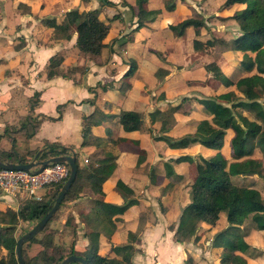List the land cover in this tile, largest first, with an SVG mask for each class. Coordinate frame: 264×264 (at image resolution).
I'll use <instances>...</instances> for the list:
<instances>
[{"label":"crops","instance_id":"1","mask_svg":"<svg viewBox=\"0 0 264 264\" xmlns=\"http://www.w3.org/2000/svg\"><path fill=\"white\" fill-rule=\"evenodd\" d=\"M51 17L49 23H46V18H37L31 10L28 13H20L18 17L20 20L17 22V25H20L18 37L24 40V43L20 49L11 48L7 54H0V151H11L14 140L13 151L24 159V163H29L33 160L48 159L38 157L44 151H48L47 146L59 145L68 149L69 156L76 155L78 163H81L82 159L87 163L91 160L92 167H88L90 170L95 167L91 158L95 150L110 151L116 157V169L102 184V195L84 189L80 197L74 201H65L59 206L47 227V230L54 234L55 244L66 243L63 246L67 251L74 248L77 252L86 251L91 255L92 252L87 249L89 240L85 233L89 229L85 216L90 213L93 202L102 200L114 206H122L125 201L133 200L135 204L123 214L112 215L101 223L99 220L96 221V226L107 230H110L112 222L115 225V229L109 235L105 229V232L100 233L97 241L99 256L121 260L123 254L115 249L129 244L134 248L130 264H220L224 250L210 244L209 240L228 227L225 212L224 215L220 214V219L215 225L201 223L197 233L188 240L178 241L176 238L182 211L191 202V186L198 165L195 164V159L198 156L210 158L217 151L198 143L190 144L184 149H170L164 142L154 140L149 131L143 130V126L151 129L155 136H161L160 133H156L163 127V120L156 119L152 123L149 114L155 110L163 111L169 105L161 104L159 108L154 109L151 96L146 92L147 82L139 80L135 85L130 83V80L132 81L138 74L139 63L136 65V71L134 69L131 71L132 75L128 74L127 65L123 64L121 56L115 55L120 45L118 42L112 46L114 50L112 59L108 63L105 61L98 63V58L103 59V57L85 56L75 47V34L70 41H56L52 37H47L49 33L53 35L57 25L64 19L61 15ZM2 28L6 31L4 26ZM142 29L148 30L146 27ZM140 35V31L134 33V42L127 44V50L135 45ZM55 55L62 56L60 68L64 72L72 67H86V72H83L82 76L77 72L69 78L48 77L49 59ZM75 57L81 58L83 62L78 63L71 59ZM122 57H125V54ZM229 63L232 65V62ZM237 63L238 61H235L232 66L227 65L226 68V77H229L233 83L249 74L237 69ZM67 67L69 69L66 70ZM253 71L256 73V70H252V73ZM124 74L129 75V82ZM163 89L165 99H169L166 92L168 87L164 86ZM205 89L208 90L204 86L203 93H208ZM227 90L228 93L234 92L236 96L238 95L232 86L220 85L219 89L214 88L212 91L223 93ZM203 105L206 106L203 101H196L190 106L191 115H183L181 119L177 117L181 109L176 112L173 115L174 123L169 125L170 129L167 128L168 133L185 125L194 115H198ZM96 110H100L108 118L101 125L91 128L89 143L82 146L83 120ZM121 111L141 113L142 129L125 132L118 121V114ZM243 112L240 113L252 120L253 117L248 112L245 111V114ZM211 119L210 112L208 121L210 127L213 126ZM232 137V131L228 130L221 150L228 162L233 160L230 142ZM98 139L101 140L99 145H97ZM110 140L114 143L112 144ZM5 141H8L9 148L3 146L7 144ZM35 152L37 154L33 155ZM185 155L193 158L194 170L191 179L188 170L192 163L174 161ZM251 158L261 159L264 164V156L259 149L254 150ZM166 163L172 167V175H167ZM240 180L264 195L263 178L257 175L240 176ZM42 193L44 192L38 195L42 196ZM4 199V196L0 198L1 211H7ZM68 218L73 219L66 224ZM223 218L227 223L225 222L221 227ZM25 223L29 228L23 235L36 224V222ZM238 227L243 234L244 242L256 253L247 255L236 252V254L241 256L246 264H264V230H258L252 221L243 222ZM129 233L137 234L134 243L128 242ZM42 235L43 232H40L36 238L40 239ZM41 249L36 243L26 249V254L28 257H33Z\"/></svg>","mask_w":264,"mask_h":264},{"label":"trees","instance_id":"2","mask_svg":"<svg viewBox=\"0 0 264 264\" xmlns=\"http://www.w3.org/2000/svg\"><path fill=\"white\" fill-rule=\"evenodd\" d=\"M100 2L102 5L107 4L106 0H100ZM148 2L149 0H134L135 16L138 18L135 31L145 27L157 14L156 11L148 9ZM225 4L226 8L242 6L230 16L231 19L240 23V33L227 41L222 38H214L205 42L194 40V51L224 45V48H228L233 54L243 55L242 60H238L237 69L243 73L256 70L257 74L264 75V0H226ZM99 13V10L80 11L71 9L67 11L63 21L53 31L52 39L70 41L75 34V47L83 55L89 57L101 55L107 47L105 40L109 35V25L99 20ZM201 25L194 19H186L176 26H172V28L177 30L179 35H182L186 27L192 26L198 29ZM62 61L63 58L60 55H55L49 59L48 77L69 78L77 72H84V68L80 67H72L64 72L60 68ZM133 66L129 67L128 74L133 71ZM207 68L215 76H222L221 69L217 65L210 64L207 65ZM220 81L225 86L231 84L229 80ZM229 96L232 102L230 107L214 98L203 101L211 112L213 124L212 127L208 126L205 132L198 131L180 138L155 136L151 129L149 132L154 140L164 142L170 149H184L190 144L198 143L217 151L210 158H201V163L196 166V176L191 186V202L182 211L176 230V238L178 241L188 240L197 233L201 223L215 225L220 219V214L225 212L229 225L225 230L215 235L213 242L216 247H222V245L226 247V251L221 255L220 264H246L236 252L252 255L256 251L244 242L243 234L238 226L249 217L258 230H264V197L257 189L245 185V182H240V176L257 175L264 179L262 160L251 158L255 149H259L264 156V89L248 87L242 92V97H237L234 92L229 93ZM187 100L186 98L183 99V101ZM238 108L248 112L253 117L252 120L238 112ZM180 109V105L168 106L163 111L155 110L149 114V117L152 123L157 119V116H162L163 120L172 122L174 121L173 115ZM168 114H171V119L167 118ZM107 118L108 116L100 110H96L92 115L84 118L82 129L84 142L82 146L89 143L91 128L101 125ZM118 121L125 132L139 131L143 125V116L134 111H121L118 114ZM228 130L233 133L230 141L233 149V160L230 162L221 153ZM99 141L101 140H97V145H99ZM14 142L12 140L11 151H0V161L23 164L24 159L18 157L13 151ZM110 142L114 143L113 140ZM47 149V152L44 151L39 155V159L69 155L68 149L59 145H49ZM35 154L37 152L33 155ZM74 157L77 165L76 176L60 206L65 201H74L80 197L84 189H90L93 193L102 195V184L116 169V157L110 151L95 150L91 155L95 167L91 170L88 167H81L77 156L74 155ZM174 161L176 163L193 162V158L185 155ZM165 169L168 176L172 175L170 164L166 163ZM64 182L54 185L41 200L24 202L17 214L0 210V225H5V228L0 231V250L2 247L8 250L7 259L1 258L0 264H18L15 255L17 241L13 239L15 226L19 220L22 222H39L52 208ZM133 204H135L133 200L125 201L122 206H114L102 200L93 202L90 213L85 216L89 229L85 236L89 240L87 249L92 252L91 255L86 251L77 252L74 248L67 251L63 245L55 244L53 232L47 230L53 215L41 231L43 235L40 239L35 236L23 244L21 252L24 263L38 264V261L41 260L45 264H61L68 256H77L85 259L87 264H130L134 248L129 244L115 249V251L123 254L121 260L108 259L97 254V241L100 233L106 230L107 235H109L115 229V225L112 222L110 230H107V228L96 226L95 223L97 220L101 223L112 215L123 214ZM72 219L68 218L66 224H69ZM9 240L12 242L7 245ZM136 240L137 234H128L129 243H134ZM36 243L42 249L35 256L28 257L26 249ZM71 264L80 263L73 262Z\"/></svg>","mask_w":264,"mask_h":264},{"label":"rangeland","instance_id":"3","mask_svg":"<svg viewBox=\"0 0 264 264\" xmlns=\"http://www.w3.org/2000/svg\"><path fill=\"white\" fill-rule=\"evenodd\" d=\"M106 2L107 4L102 5L100 0H0V54H7L11 48L20 49V46L24 43V40L18 37L20 36V25H17V22L20 20L18 18L20 13H28L31 10L37 15V18H46V23H49L48 21L52 18V15H61L64 18L66 12L71 9L80 11L99 10V20L109 25V36L105 40L107 47L100 55L103 59L98 58V63L102 61L108 63L114 55L112 46L115 42L120 43L118 45L119 49L116 50L118 52L115 51V55L121 56L123 64L127 65V69L134 64L133 70L136 71V65L139 63L138 74L135 75L132 81L130 80V83L135 85L139 80L147 82L148 89L146 92L151 96L154 109L159 108L161 104H168L169 106L179 104L182 111L180 110V113H177V117L181 119L183 115H191L189 114L192 110L190 106L196 101L214 98L230 107L232 102L228 90L223 93L212 91L214 88L219 89L220 85L224 87L232 86L237 94L241 96L242 92L248 87L264 89L263 75H259L254 71V73L251 71L244 77L239 78L236 83L226 77L227 65H231L229 62H232L233 65L235 61L242 60L243 55H239V57L233 54L231 50L224 48V45L204 48L201 51H194L193 49L194 40L205 42L214 38H222L227 41L236 37L240 33V23L231 19L230 16L242 6L226 8V0H149L147 7L149 10L156 11L157 14L153 16L151 22L146 24L145 27L148 30L141 28L135 31L134 28L137 25L138 18L135 16L136 6L134 0H106ZM127 17L130 19L127 20ZM186 19H194L202 25L198 29L192 26L186 27L182 35H179L172 26H176ZM2 26L5 27L6 31ZM137 31H140L141 35L137 37L135 45L127 50V44L134 42L133 35ZM47 37H53L52 33L47 34ZM123 54H125V57H122ZM71 59L78 63L83 62L81 58ZM210 64H215L221 69V77L215 76L212 71H209L207 65ZM85 70L86 67H84V73ZM78 74L83 75L79 72ZM124 77H127L126 79L129 82V75L126 74ZM220 80H229L231 84L225 86L220 83ZM164 86L168 87L166 92L169 99H165ZM204 86L208 88V90L205 89L208 93H203L202 88ZM184 98L188 100L183 101ZM203 106L197 113L198 115H194L193 118L186 121L185 125L169 133L167 128L170 129L169 125L173 124L174 121L168 122L163 120L162 116H157V121L163 120L164 125L156 134L160 133L162 136L180 138L190 131L205 132L208 128L210 111L207 106ZM237 111L245 112L242 108H238ZM167 118L171 119V114H168ZM143 130L149 131L150 129L143 126ZM5 142L7 144H3V146L9 148L8 141ZM200 159V156L195 159L196 165L201 163ZM88 162H83L82 159L79 165L81 167H92V161L89 160ZM190 163L192 165L188 173L191 179L194 162ZM50 189L41 190L40 192L43 191L44 193L40 197L44 198L48 191H51ZM2 196L5 198L3 200L6 206L5 209L10 214H17L24 202L32 201V199L26 197L19 198L18 195L9 196L0 191V198ZM221 214L224 215L225 213ZM246 221L250 222L251 220L247 217L243 222ZM221 222L220 226L223 227L226 220L223 218ZM4 228L5 225H0V231ZM28 228V224L19 220L14 228V241H17ZM214 237L209 240L210 244H213ZM11 242L9 240L6 244L9 245ZM221 248L224 250L222 252L226 251L225 246L222 245ZM7 252V248L2 247L0 259H7ZM38 264L45 263L39 260Z\"/></svg>","mask_w":264,"mask_h":264},{"label":"built area","instance_id":"4","mask_svg":"<svg viewBox=\"0 0 264 264\" xmlns=\"http://www.w3.org/2000/svg\"><path fill=\"white\" fill-rule=\"evenodd\" d=\"M36 170V169H35ZM0 169V191L4 194L18 195L19 198L41 200L38 192L49 190L54 185L64 182L69 176L67 163H50L41 171Z\"/></svg>","mask_w":264,"mask_h":264},{"label":"water","instance_id":"5","mask_svg":"<svg viewBox=\"0 0 264 264\" xmlns=\"http://www.w3.org/2000/svg\"><path fill=\"white\" fill-rule=\"evenodd\" d=\"M59 162L68 164L69 176L67 180L64 182L58 196L56 197L52 208L46 213V215L39 222H37L32 227V229L29 232H27L26 234H24L17 240V245L15 248V255H16L18 264H25L23 257H22V252H21L23 244L31 240L33 237H35L37 234H39L44 229L46 224L49 222V220L58 210L67 192L70 190L71 184L74 181L75 176H76L77 165H76L75 157L73 155L55 156V157L48 158L46 160H42V161L33 160L29 163H23V164H19V163L12 164V163L0 161V169H4V170H31V169L35 170L36 169L35 172L41 171L44 167H46L50 163H59ZM73 262H77L80 264H87L85 259L77 257V256H68L61 262V264H71Z\"/></svg>","mask_w":264,"mask_h":264}]
</instances>
